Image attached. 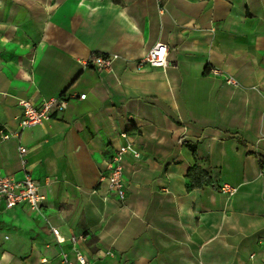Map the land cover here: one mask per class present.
Masks as SVG:
<instances>
[{
    "label": "crops",
    "instance_id": "0c3cea01",
    "mask_svg": "<svg viewBox=\"0 0 264 264\" xmlns=\"http://www.w3.org/2000/svg\"><path fill=\"white\" fill-rule=\"evenodd\" d=\"M156 44L166 65L139 67ZM62 94L19 131L18 100ZM0 130L19 131L0 136V176L44 196L0 204V264H264V0H0ZM125 144L119 200L98 178ZM194 165L210 184L188 188Z\"/></svg>",
    "mask_w": 264,
    "mask_h": 264
},
{
    "label": "built area",
    "instance_id": "2783aa9c",
    "mask_svg": "<svg viewBox=\"0 0 264 264\" xmlns=\"http://www.w3.org/2000/svg\"><path fill=\"white\" fill-rule=\"evenodd\" d=\"M118 59V56H93L87 62L84 63V67L93 69L97 72H106L111 70L112 63ZM144 64H148L153 67H160L166 65V46L163 44H156L144 58L140 60L138 66L141 67ZM213 74L220 77L225 84L239 87V83L231 76L225 75L219 69H213ZM85 95H80L79 99H84ZM18 105L21 109L19 117V131L32 128L34 126L42 124L44 121L50 119L55 112H62L65 107V99L63 94L58 98H50L42 100L39 107H33L27 100H18ZM16 131L12 134H5L0 130V136L2 139H7L13 136H18ZM124 137L123 134H121ZM18 153L23 160L26 154V149L20 147ZM131 155L136 158L139 156V152L130 144H125L119 147L115 153L107 160L105 164V171L100 173L98 183H105L107 191L114 194L119 200L125 198L126 192L123 182V167L122 160L125 155ZM220 192L227 196V198L233 196L237 189L224 185L220 189ZM44 201V196L39 192V185L29 175H26L22 180H14L11 177L0 176V204H2L4 210H10L18 205H27L33 212H39ZM51 233L56 239L57 243L62 244L66 240L60 235L59 230L54 227H50ZM84 235L71 236L68 241L74 246L78 241L83 240ZM61 259L65 264H68L67 257L64 253H61ZM76 259L80 264H85V261L81 254L76 252Z\"/></svg>",
    "mask_w": 264,
    "mask_h": 264
},
{
    "label": "trees",
    "instance_id": "16d2710c",
    "mask_svg": "<svg viewBox=\"0 0 264 264\" xmlns=\"http://www.w3.org/2000/svg\"><path fill=\"white\" fill-rule=\"evenodd\" d=\"M186 177L190 181L188 188H198L211 182L209 175L197 165L188 170Z\"/></svg>",
    "mask_w": 264,
    "mask_h": 264
}]
</instances>
